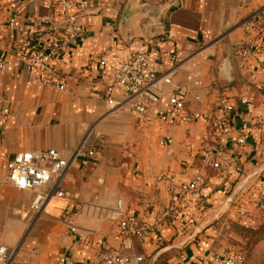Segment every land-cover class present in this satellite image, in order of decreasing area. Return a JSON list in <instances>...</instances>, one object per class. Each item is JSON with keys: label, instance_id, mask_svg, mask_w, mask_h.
Instances as JSON below:
<instances>
[{"label": "crops", "instance_id": "crops-1", "mask_svg": "<svg viewBox=\"0 0 264 264\" xmlns=\"http://www.w3.org/2000/svg\"><path fill=\"white\" fill-rule=\"evenodd\" d=\"M46 1L0 0V57L7 63L0 72V246L17 249L14 264H100L98 256L110 250L141 257L140 264H213L214 253L238 241L234 227L254 213L244 193L264 183L263 173L231 200L237 173L212 167L227 163L244 172L250 161L264 160V28L245 33L242 27L262 12L264 0H73V23L85 33L50 77L28 61L68 27L58 4L48 9ZM250 38L261 50L239 61L235 47ZM134 52L157 75L174 69L160 105L175 96L188 114L221 118L220 97L234 101L222 130L203 120L139 123L110 109L111 76ZM240 132L245 144L236 154L231 138ZM86 135L95 158L72 163L64 196L51 198L36 215L30 209L36 192L7 180L8 158L54 150L71 160ZM196 175L205 178L202 190L179 201V185ZM118 202L126 216L152 228L146 238L120 236Z\"/></svg>", "mask_w": 264, "mask_h": 264}, {"label": "built area", "instance_id": "built-area-1", "mask_svg": "<svg viewBox=\"0 0 264 264\" xmlns=\"http://www.w3.org/2000/svg\"><path fill=\"white\" fill-rule=\"evenodd\" d=\"M57 4L62 17L68 23L65 35L59 42L44 45L28 57L29 64L40 69L48 77L53 73L52 67H54V64L61 66L66 63L64 58L66 48L75 45L85 33L83 27L76 26L73 23V0H57L56 4L52 0H47L46 8L51 9L53 5ZM79 8L82 9V6H79ZM49 19L50 17H47L42 22L48 24ZM10 23L12 24L13 20ZM242 27L245 33H251L256 27L264 28V8L261 13L245 22ZM169 37H171V34H169ZM260 50L261 47L258 42L250 38L235 47V55L239 61H246L251 56L259 53ZM20 52L23 53L24 48H21ZM173 61L175 63L176 59L174 58ZM100 65H104L103 56L100 58ZM6 66V61L0 57V72ZM173 70L165 75H157L149 69L147 60L142 53L134 52L130 54L119 64L111 76V84L106 89L108 93L107 106L110 109L129 112L139 123L149 122L154 117L161 123H173L175 125L203 120L206 122L213 121L214 126L222 130L224 119L230 118L236 108V103L225 96L220 97L218 100L222 114L221 118L208 112L188 114L185 112L183 102L175 96L168 97L165 104L160 105L162 86L169 82ZM53 87L59 89L57 84H54ZM115 87L119 90L118 93H115ZM238 103L244 106L246 101L241 99ZM88 136L86 135L81 140L73 152L71 160L60 159L54 150L16 153L8 158L6 163L7 180L18 190L36 192L30 206V209L36 215L43 211L51 198L64 196L62 185L72 163L79 161L80 164L84 165L87 160L95 158V149H86ZM244 144L245 136L242 132L231 138V145L235 153H238ZM205 149L208 154L206 158H209L211 153L208 148ZM212 167L218 170L222 167L223 169H231L230 164L225 163L222 165L219 162H214ZM204 184V176L196 175L188 182L179 185L178 200L184 201L188 195L199 193ZM44 185H49L50 189L47 193L41 194L38 191ZM246 197L253 205L254 210L257 211L258 219L264 222V183L258 190L248 193ZM116 211L119 215H122L118 221L120 236L142 240L152 232V228L144 221L134 216H126L121 202L117 203ZM250 225L247 224V226ZM71 231H74V229H71ZM16 252L17 249L15 248L0 246V264H14ZM98 258L100 264H140L143 261L141 257L133 259L126 257L118 250H110L103 255H99ZM242 260L243 257L239 251L228 249L224 254L214 257L213 264H241ZM64 262V259H60L58 264H64Z\"/></svg>", "mask_w": 264, "mask_h": 264}, {"label": "rangeland", "instance_id": "rangeland-1", "mask_svg": "<svg viewBox=\"0 0 264 264\" xmlns=\"http://www.w3.org/2000/svg\"><path fill=\"white\" fill-rule=\"evenodd\" d=\"M259 155L262 158L264 156V153L260 152ZM235 168L236 165L232 169L225 168L224 170L226 174L230 176L237 173V176L230 183L232 189H230L228 193L229 197L232 193L236 195V193H238L241 189H245L244 187L246 186V184L249 183L252 179H253L252 181H254L255 179L261 177L260 175L264 173V160L263 161L260 160L259 162L250 161L248 167L245 169L244 172L242 170L237 172ZM247 190L243 195L244 201L247 204H250L249 205L250 210L253 211L254 213L251 216L249 215L247 216V214H245L246 219L244 221L246 222L245 224H243V226L241 227L233 226L235 228V231L237 232L236 234L238 241H236L235 243L232 242L226 244L221 252L214 253V257L224 254L228 249H234L239 251L243 257L241 264H264V222H261L258 219L257 211L254 210L253 205L248 201L246 197L248 192ZM239 218L240 220H242L241 217ZM247 224L248 225L251 224V225L247 226Z\"/></svg>", "mask_w": 264, "mask_h": 264}, {"label": "water", "instance_id": "water-1", "mask_svg": "<svg viewBox=\"0 0 264 264\" xmlns=\"http://www.w3.org/2000/svg\"><path fill=\"white\" fill-rule=\"evenodd\" d=\"M149 30H151V31H155V26H150V29ZM236 193V192H235ZM234 196H235V194L234 193H232L231 195H230V199H233L234 198Z\"/></svg>", "mask_w": 264, "mask_h": 264}]
</instances>
